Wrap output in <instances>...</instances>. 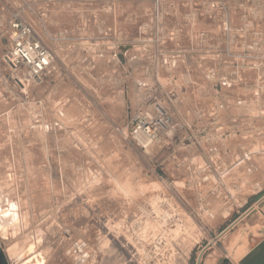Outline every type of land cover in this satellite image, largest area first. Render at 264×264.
Here are the masks:
<instances>
[{
  "label": "built area",
  "instance_id": "obj_1",
  "mask_svg": "<svg viewBox=\"0 0 264 264\" xmlns=\"http://www.w3.org/2000/svg\"><path fill=\"white\" fill-rule=\"evenodd\" d=\"M263 8L264 0H0V64L11 91L70 70L84 106L95 83L125 110L115 133L159 155L160 180L233 198L229 188L264 186ZM63 21L71 23L51 25ZM1 73L0 65V83ZM64 121L59 108L41 127Z\"/></svg>",
  "mask_w": 264,
  "mask_h": 264
},
{
  "label": "rangeland",
  "instance_id": "obj_2",
  "mask_svg": "<svg viewBox=\"0 0 264 264\" xmlns=\"http://www.w3.org/2000/svg\"><path fill=\"white\" fill-rule=\"evenodd\" d=\"M5 25L0 55L7 50ZM0 65V206L14 203L21 225L0 237L3 249L16 247L20 258L31 244L37 253L21 264H34L36 255L42 264H196L195 253L204 250L205 257L209 244L220 249L211 228L222 215L247 207L244 199L254 188H229L233 198L225 199L210 195L215 188H198L199 195L162 181L159 155L115 133L125 110L95 83L93 91L87 86L91 104L84 106L70 70L39 87L11 91L10 74ZM59 108L65 128L43 131ZM7 254L9 264H17Z\"/></svg>",
  "mask_w": 264,
  "mask_h": 264
},
{
  "label": "crops",
  "instance_id": "obj_3",
  "mask_svg": "<svg viewBox=\"0 0 264 264\" xmlns=\"http://www.w3.org/2000/svg\"><path fill=\"white\" fill-rule=\"evenodd\" d=\"M244 205L211 228L222 246L216 249L215 243L209 244L205 249L211 252L205 257L204 250L195 253L203 252L199 264H264V186L249 194Z\"/></svg>",
  "mask_w": 264,
  "mask_h": 264
},
{
  "label": "bare ground",
  "instance_id": "obj_4",
  "mask_svg": "<svg viewBox=\"0 0 264 264\" xmlns=\"http://www.w3.org/2000/svg\"><path fill=\"white\" fill-rule=\"evenodd\" d=\"M28 104V103H27ZM23 108V107H22ZM12 119V118H11ZM18 120V119H17ZM29 126V125H28ZM36 139V138H35ZM1 145V144H0ZM24 157V156H23ZM33 173V172H32ZM1 178V177H0ZM10 178V177H9ZM6 179V178H5ZM16 190V189H15ZM4 192V191H3ZM15 196V195H14ZM5 197V196H4ZM9 199V198H8ZM8 201V200H7ZM2 202V201H1ZM4 203V202H2ZM0 203V204H2ZM7 203V202H6ZM5 203V205H7ZM14 204V203H13ZM10 202H8L7 207H2L0 206V237H4L5 235H7L9 232L12 234H16L17 231L20 229L19 226V218H17L18 214L15 213L16 212V205H13ZM4 206V204H3ZM15 207V209H14ZM146 207V206H145ZM144 211V210H143ZM157 217V216H156ZM6 238V237H5ZM5 240V239H4ZM27 250L23 253V255L19 258L20 250L18 251V249L15 247L13 248L12 246H9L8 251L3 249L1 244H0V248L5 256V259L7 261V263L9 264V254L10 253L13 258L16 260L17 264H21V260L23 258H28L34 251V247L31 246V244H28L27 246ZM24 251V250H23ZM31 253V254H30ZM35 254L37 252H34ZM27 255V257H26ZM33 255V254H32ZM34 256V255H33ZM23 257V258H22ZM42 258V257H41ZM44 262V259H40L37 255L35 256L33 263L34 264H42Z\"/></svg>",
  "mask_w": 264,
  "mask_h": 264
},
{
  "label": "water",
  "instance_id": "obj_5",
  "mask_svg": "<svg viewBox=\"0 0 264 264\" xmlns=\"http://www.w3.org/2000/svg\"><path fill=\"white\" fill-rule=\"evenodd\" d=\"M202 254H203V252L201 254H199V256L197 258V261H196V264H199L200 263ZM0 264H8L7 261H6V259H5V256H4L3 252L1 250V248H0Z\"/></svg>",
  "mask_w": 264,
  "mask_h": 264
}]
</instances>
